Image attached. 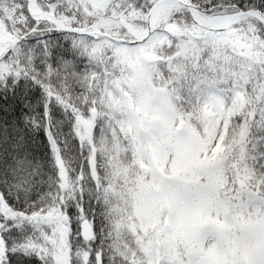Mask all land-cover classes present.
Instances as JSON below:
<instances>
[{
	"label": "snow or ice",
	"instance_id": "6c2138e0",
	"mask_svg": "<svg viewBox=\"0 0 264 264\" xmlns=\"http://www.w3.org/2000/svg\"><path fill=\"white\" fill-rule=\"evenodd\" d=\"M0 264H264V0H0Z\"/></svg>",
	"mask_w": 264,
	"mask_h": 264
}]
</instances>
